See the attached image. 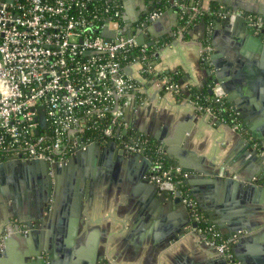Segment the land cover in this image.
<instances>
[{
  "label": "crops",
  "instance_id": "0c3cea01",
  "mask_svg": "<svg viewBox=\"0 0 264 264\" xmlns=\"http://www.w3.org/2000/svg\"><path fill=\"white\" fill-rule=\"evenodd\" d=\"M174 1L166 0L165 11L155 21H160L159 24L155 26L148 24L143 30V36L146 37L147 45L154 38L159 39L153 48L155 69L159 74L176 77L178 85L183 82L181 86L185 89L200 88L206 78L200 60L205 37H202L199 22L186 31L185 38L178 37L176 31L179 15L176 7L172 5ZM215 1L199 0L201 11L208 12L211 7L218 6ZM220 1L237 9L264 8V0ZM121 2L127 15L131 19H139L138 21L144 18L143 14L150 8L148 0ZM250 31L254 35L259 34L251 29ZM229 34L230 31L221 27L215 36L216 45L219 47L231 45L235 48V39L230 40ZM153 49L151 47V50ZM213 49L214 47L210 45L208 57ZM239 55L242 56L241 60H248L246 54L239 52ZM235 67L236 65H233L232 69ZM244 67L241 69H245ZM244 71L245 77L254 75L249 68ZM127 72L136 81L148 103L142 108H137L136 103H132L125 110L126 126L122 129L121 135L128 140L136 136L144 139L157 138L160 143L152 139L151 142L160 144L166 161L176 165L174 162L177 158L186 168L184 170L176 165L186 174L185 188L208 221L210 220L204 214V209L213 213L215 220L220 217L215 211H222L227 221L226 225L231 220L234 221V218L247 220L252 231H243L241 237L232 235L237 237L235 252L249 259L264 256V228H257L264 223L262 211L264 201H260L261 197L246 188L250 184L259 186L258 182L264 180V169L261 168L264 167V162L259 167L244 142L246 138L250 141L246 128L244 127L243 133L235 132L229 125L202 114L192 100L184 97L187 96L184 89L177 97L169 92H163L151 76L139 74L138 66L131 67ZM253 78L254 88L248 97L256 105L250 108L248 113L253 122L261 123L264 121V80L261 78L260 81L256 75L252 76ZM183 79L186 81H182ZM151 103V110L148 112L147 107ZM259 156L258 154L257 158ZM83 162V166H94L96 162H106V165L101 163L99 170L102 171V175L90 180L92 190L91 194L82 200V221L77 233L71 238L67 237L65 223L69 227L70 218L59 211L48 219L51 222L47 224L41 236L37 232L26 236L28 231L25 229L17 232L16 226L7 224L6 220L11 218V215L0 213V236H10V240L0 247V264H36L40 259L49 258L58 264H64L68 262V256L71 254L93 257L95 264H216L218 256L201 238L189 232L188 213L186 217L181 216L175 208L157 203L153 197L148 198L145 186L134 170L125 168L122 175H113L107 158L93 153ZM73 167L76 166L71 168ZM219 168H223L234 177L238 176L240 188L234 191L226 190L221 183L206 175ZM199 172L206 173L207 177L203 179ZM148 175L149 168L142 179H148ZM189 175L197 177L189 178ZM61 201L63 200L59 197L58 202ZM181 217L184 228L179 234L178 228L169 229V225L179 221ZM21 218L24 219L25 216ZM61 224L64 225V231L58 229V225ZM240 239L244 240L239 242ZM65 250L72 253L68 255Z\"/></svg>",
  "mask_w": 264,
  "mask_h": 264
},
{
  "label": "built area",
  "instance_id": "2783aa9c",
  "mask_svg": "<svg viewBox=\"0 0 264 264\" xmlns=\"http://www.w3.org/2000/svg\"><path fill=\"white\" fill-rule=\"evenodd\" d=\"M198 1L175 0L172 5L194 18L203 13ZM162 13L149 9L127 36L121 0H0V165L15 161L61 165L89 145L105 146L110 141L127 154L148 152V181L161 192L179 193L189 231L227 264H241L232 253L237 237L223 236L201 213L185 188L186 174L168 163L156 144L121 135L125 110L132 103L142 108L148 102L127 72L131 67L138 66L139 74L151 76L161 90L176 97L185 90L155 69L156 43L136 42L135 32L143 34ZM217 16L221 20L244 17L251 30L264 33V21L258 16H245L242 11ZM183 31H176L180 39ZM105 32L109 38L103 37ZM209 33L207 29L206 36ZM205 43L201 62L208 61L210 45L207 39ZM211 89L212 100L206 103L225 100L218 85ZM193 104L202 114L224 123L208 104ZM225 111L233 116L231 129L243 133L238 113ZM261 155L264 158V150ZM258 184L264 186V180Z\"/></svg>",
  "mask_w": 264,
  "mask_h": 264
},
{
  "label": "water",
  "instance_id": "95a60500",
  "mask_svg": "<svg viewBox=\"0 0 264 264\" xmlns=\"http://www.w3.org/2000/svg\"><path fill=\"white\" fill-rule=\"evenodd\" d=\"M218 6L215 7L214 12V20L212 22V25L210 26L211 31V41L210 45L214 47L213 51L209 54L208 61L205 63L204 71L206 73V78L204 83L201 87L206 86L208 87V94L212 95V87L214 85H218L223 94L225 95V101L230 105V107L238 113V116L240 118V121L243 125V127L246 128L249 140L248 138L244 139V142L248 146V149L250 150V153L253 157H255V162L258 164V166H262V163L264 162V158L261 155V152L264 150V121L262 120L261 123L259 122H253L252 119L249 117L250 113L248 111L250 108L254 107L256 104L252 103L250 101L249 92L252 91L254 87H252V84L255 82L254 78L252 79V76L255 75L257 78H263L264 80V33L261 32L258 35H254L252 31H250L249 27L247 26L245 22L244 17H237L233 20H230L229 17H226L224 20H221L217 14L220 12H236V11H242L244 12V15L252 14L255 16L260 17L264 21V8L260 9H250V8H234L230 6L226 2H222L220 0L215 1ZM173 8L171 9V13H173ZM149 13V8L146 9V12L143 14V17H146ZM125 20L127 21V32L126 35L130 36V28L133 23L138 22L139 19L135 20L134 18L131 19L127 13L125 12ZM176 17V13H175ZM160 21H153L149 22V24H152V26H155L156 24H159ZM200 28L202 32V37H205V33L207 29L209 28L205 21L202 19L200 20ZM223 27L226 30L230 31L229 38L230 40H234V46L235 48H232L230 46L219 47L216 45L215 42V36L218 31H220V28ZM149 32L151 30L149 29ZM135 34H137L136 42L139 45L146 44V37L143 36V34L140 32V30L136 31ZM103 37L109 38L110 35L108 33H103ZM158 38H154L151 43H149V46H154V44L158 41ZM230 43V41H229ZM229 47V48H228ZM238 51H237V50ZM230 50V51H227ZM246 51V52H245ZM228 52V53H227ZM239 52L246 54V57H248V60H241L242 56L239 55ZM233 65H236L234 69H232ZM245 66V67H244ZM244 67L245 69H241ZM251 69L252 76L248 75V77H245L244 74H246V69ZM249 72V71H248ZM182 81H186L183 79ZM253 82V83H252ZM180 85L183 84V82L179 83ZM200 87V88H201ZM198 88V87H193ZM186 90V91H185ZM185 95H188L189 89L186 88ZM163 91V90H162ZM164 92V91H163ZM148 103V102H147ZM151 104L147 107V111L149 112L151 110ZM136 138L133 139H137ZM152 140H157V138L154 137H146L147 141L151 142ZM159 142V141H158ZM157 143V142H156ZM160 143V142H159ZM157 146H160L158 144ZM254 148V150H253ZM92 153L98 156H101L103 158H107V162L109 167L113 170V175H122L125 168L132 169L135 171V174H137L141 182L143 183V186H145V192L146 196L148 198L153 197L155 199V202L161 203L165 205L166 207H173L177 211V213L181 216H187V210L182 203V199L180 198L179 193L175 194H168L165 192L159 191L156 186L152 183H149L148 179H142L144 175L146 174L148 168L150 167V159H149V153L144 152L143 150L139 153H131L127 154L124 153L122 150H120L116 142L110 141L105 146L100 147L97 144L89 145L85 148L84 151L79 152L77 155L71 157L68 159L64 164L57 165V164H47L45 162L41 161H31V162H9L0 165V173H4L7 170L8 164H14L15 168L12 169V176L13 178L8 179L7 182H15L16 184H22L23 182H33L34 177L36 175H42L44 177V182L46 187L49 188V191L47 193V202L45 204V207L41 209V211L38 212L37 215L26 216V219H22L20 216H14L15 224L17 232L20 230L25 229L26 236H30L31 234L37 232L39 236L42 235V231L47 228V224H49L51 221L48 219H51L56 211H59L60 213H64L69 216V227L65 223V233L67 237H73L80 227V222L82 221L81 218V204L83 198H87L89 194H91L90 188V176L88 174L79 175L76 179H68V185L67 187H63V184L67 181L62 179L61 173L64 172L66 168H71L72 166L76 165L78 158L81 157L83 160L90 158ZM260 155L257 158V155ZM252 157V158H253ZM110 158V159H109ZM176 161L174 164L179 165L184 170L186 168L182 164V162L179 159H175ZM105 163L106 162H101ZM262 170L264 167H261ZM192 172V170H188ZM198 173V172H197ZM204 172H199V175L202 176L204 179L206 175H209L211 178L215 179V182L221 183L222 187L226 190H236L240 188V178L234 177L232 174L227 173L223 168H219L215 172H209L206 174ZM198 175V176H199ZM199 176V177H201ZM197 176L195 175H189V178H195ZM207 177V176H206ZM190 180V179H189ZM194 181V179H193ZM207 181V180H206ZM191 184L190 182H188ZM249 192L255 193L259 197H261L260 201H264V186L263 185H253L250 184L248 187H246ZM61 197L63 201L58 202V198ZM264 211V208L262 209ZM216 213L219 214V218L215 220V216L213 213H211L208 209H204V214L209 218L211 223L215 224L217 228L220 230V232L227 237H231L233 234L241 237V234L243 231L251 232L252 229H250L249 223L247 220H237V218H234V221H230V223H227L224 218V213L222 211L216 210ZM249 217L251 214H248ZM264 215V213H263ZM179 221L174 222L172 225H169V229H179V234L181 233L182 229L184 228V222L182 220V217L178 219ZM58 229H63L64 225H58ZM258 229L264 228V223L260 224ZM189 229V228H188ZM61 230V231H62ZM254 230V229H253ZM190 232V231H189ZM64 233V234H65ZM250 237V236H249ZM247 239V238H246ZM251 240H254V238L250 237ZM10 240V236H0V247ZM244 239H240L239 242H242ZM214 253V249L208 245ZM237 246L233 245L232 247V253H234L236 259L241 264H264V256L258 259H252L247 257H241L238 255L237 252H235V248ZM68 255H70L72 252L69 250H65ZM237 253V254H236ZM39 255V254H38ZM37 254H34V256H38ZM69 257V258H68ZM68 262H65L64 264H95L93 257H83L81 255L77 256H68ZM36 264H58L54 259H40ZM104 264V263H101ZM216 264H226V261L223 258L216 259Z\"/></svg>",
  "mask_w": 264,
  "mask_h": 264
},
{
  "label": "flooded vegetation",
  "instance_id": "af4514ba",
  "mask_svg": "<svg viewBox=\"0 0 264 264\" xmlns=\"http://www.w3.org/2000/svg\"><path fill=\"white\" fill-rule=\"evenodd\" d=\"M85 160L79 157L75 168H66L61 173L62 179L67 181L62 188L67 187L69 178L73 180L79 175L88 174L92 180L102 175V171L99 170V166H102L101 162H96L94 166H83ZM13 168H15L14 164H8L7 170L0 173V213L5 212L9 216L11 215V218L6 220L8 225L15 224L14 216H25L24 219H26L27 215H37L45 207L49 191L42 175H36L34 181L30 183L7 182L8 179L13 178ZM89 190H92V186Z\"/></svg>",
  "mask_w": 264,
  "mask_h": 264
},
{
  "label": "trees",
  "instance_id": "16d2710c",
  "mask_svg": "<svg viewBox=\"0 0 264 264\" xmlns=\"http://www.w3.org/2000/svg\"><path fill=\"white\" fill-rule=\"evenodd\" d=\"M148 1L149 2L151 1V4L149 5L150 10L157 9V10H160L162 12L165 11L166 0H148ZM214 10H215V7H211L208 12H203L201 15L196 16L194 18L192 17L191 13H189L187 10H182L179 12L177 10L178 15H179V22H178L177 28L185 30V31H183L184 32L183 37L185 38L186 31L193 24L198 23V22H200V20L203 19L205 21V23L207 24V26L209 27L208 29L210 30V26L212 25V22L214 20V12H215ZM205 39L208 40L209 45H210V41H211L210 33L208 34V36H205L203 43H202L203 47L206 45ZM205 63L206 62L201 63V65L204 68H205ZM147 76H149V75H147ZM160 76H167V78L172 83L178 85V83L176 81V77H174V76L172 77L169 74H166V75L160 74ZM207 90H208V87H206V86H203L201 88H193L192 87V88H189L188 95L184 96V97L188 98L189 100H192L193 102H197L201 105L208 104L210 106V108L212 109V111L217 115L218 119H224L225 124L232 125V122H233L232 117L233 116H227V113L225 111V109H231L232 110L230 105L225 100L223 102H220V103H215V102L206 103L205 102L206 100L207 101L212 100V95H209ZM239 120H240V118H239ZM218 122H221V121L218 120Z\"/></svg>",
  "mask_w": 264,
  "mask_h": 264
}]
</instances>
